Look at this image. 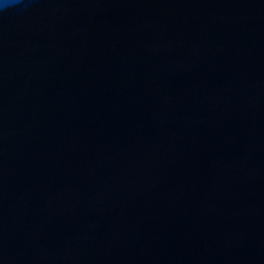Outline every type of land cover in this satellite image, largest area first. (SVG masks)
I'll return each instance as SVG.
<instances>
[{
    "label": "water",
    "instance_id": "1",
    "mask_svg": "<svg viewBox=\"0 0 264 264\" xmlns=\"http://www.w3.org/2000/svg\"><path fill=\"white\" fill-rule=\"evenodd\" d=\"M0 264H264V0L0 12Z\"/></svg>",
    "mask_w": 264,
    "mask_h": 264
},
{
    "label": "clouds",
    "instance_id": "2",
    "mask_svg": "<svg viewBox=\"0 0 264 264\" xmlns=\"http://www.w3.org/2000/svg\"><path fill=\"white\" fill-rule=\"evenodd\" d=\"M18 0H0V12L12 6L13 3H17Z\"/></svg>",
    "mask_w": 264,
    "mask_h": 264
}]
</instances>
